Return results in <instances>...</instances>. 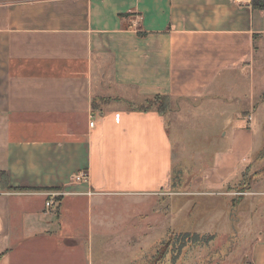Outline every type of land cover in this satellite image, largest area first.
<instances>
[{
    "label": "crops",
    "instance_id": "crops-1",
    "mask_svg": "<svg viewBox=\"0 0 264 264\" xmlns=\"http://www.w3.org/2000/svg\"><path fill=\"white\" fill-rule=\"evenodd\" d=\"M250 1L0 0V264H94L84 252L131 248L184 206L188 232L222 228L264 264V167L244 130L264 107V10ZM163 96L165 112L143 108ZM204 137L214 147L193 150ZM199 150L208 167L179 191V155Z\"/></svg>",
    "mask_w": 264,
    "mask_h": 264
},
{
    "label": "rangeland",
    "instance_id": "rangeland-1",
    "mask_svg": "<svg viewBox=\"0 0 264 264\" xmlns=\"http://www.w3.org/2000/svg\"><path fill=\"white\" fill-rule=\"evenodd\" d=\"M252 116L254 118L251 121V126L245 127L246 129L244 130L248 132L253 131L252 142L255 145L257 144L256 147L259 144L260 146L256 152H251L249 155L245 154L248 163H251L257 155L264 153V107ZM208 127L211 128L213 125L208 124ZM209 128L202 130V132H206V136L212 131H217V129L210 131ZM191 141L193 150L195 148H205L208 145H210V148L214 147L212 139L208 137L201 138L200 140L195 138L191 139ZM194 145L195 148L193 147ZM199 151L202 152V150ZM209 151L207 150V152ZM260 155L257 157L258 165L256 167L262 169L264 167V157L261 159L262 156ZM179 162V167L174 170L172 179L179 182L177 189L186 193L187 189L185 186H182L183 183L196 182V180L199 182L201 180L203 169L208 167L209 156L207 153L203 154V152L201 154H180ZM259 179L263 180L264 174L261 173L258 177ZM186 199V197L180 196L170 199V210L172 206L174 207L177 204L181 207L180 204L182 202L184 204ZM165 206L163 202L161 210L166 211ZM204 210V206H200V209L194 215L198 223L204 220L202 215ZM157 218L158 223L153 228L148 229L146 235H140V238H138L137 234L131 235V248L119 251H98L94 249V251L89 253L84 252L85 257H88L89 254V261H92L94 264H230L231 260L235 261L242 257L241 264H245L246 258L242 256L243 251L238 250L236 245L234 247V240L232 237L226 236L222 228H219L217 231L214 230L216 232L213 233L214 237L211 236V240L207 234L193 235V233L188 232L195 229V226L193 227V224L190 223L189 227L191 228H188L185 223L187 221L186 206H184V209H180L178 214H175L173 222L168 220L167 217L165 218V214L163 215L162 213ZM152 223H154V220H152Z\"/></svg>",
    "mask_w": 264,
    "mask_h": 264
},
{
    "label": "built area",
    "instance_id": "built-area-1",
    "mask_svg": "<svg viewBox=\"0 0 264 264\" xmlns=\"http://www.w3.org/2000/svg\"><path fill=\"white\" fill-rule=\"evenodd\" d=\"M248 121H250V116L248 117ZM93 122H90V125H92ZM88 180V173L85 170H81L77 172L75 175H73L71 181L73 183H82L84 181ZM70 191L67 189H54L46 192V200H45V206L48 208H56L60 202V199L63 196L69 195Z\"/></svg>",
    "mask_w": 264,
    "mask_h": 264
},
{
    "label": "trees",
    "instance_id": "trees-1",
    "mask_svg": "<svg viewBox=\"0 0 264 264\" xmlns=\"http://www.w3.org/2000/svg\"><path fill=\"white\" fill-rule=\"evenodd\" d=\"M250 4H251L252 8H258V9L264 10V0H251ZM153 105H155L156 109L161 113L165 112L169 108V102L165 96L155 97L153 99L146 100L145 106H143V108L148 109V108L152 107ZM3 175H4L3 173H0V180L3 177ZM0 186L2 188H6L4 186V182H0ZM193 235H195V234H193ZM208 238H210V236H208Z\"/></svg>",
    "mask_w": 264,
    "mask_h": 264
}]
</instances>
